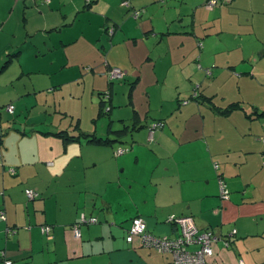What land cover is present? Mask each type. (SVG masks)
<instances>
[{
  "label": "crops",
  "instance_id": "crops-1",
  "mask_svg": "<svg viewBox=\"0 0 264 264\" xmlns=\"http://www.w3.org/2000/svg\"><path fill=\"white\" fill-rule=\"evenodd\" d=\"M205 2L132 0L125 7L121 0L90 5L86 0H0V66L20 50L9 67L19 64L22 70L14 69L9 79L31 78L39 64L49 67L43 89L11 90L12 115L31 106L48 112L54 92L47 86L57 79L60 93L63 86L69 88L70 99H64L70 107L63 112L72 123L64 129L76 132L72 126L78 118L82 131L106 135L110 120L130 123L135 112L143 124L132 152L123 157L115 155L119 142L65 145L43 133L60 129L28 127L43 123L37 117L27 119V126L15 121L7 129L0 120L4 257L16 264H172L171 253L126 237L138 215L152 234L176 237L180 229L167 219L177 214L193 216L200 230L212 229L222 238L210 264H264V114L257 113L264 111V0L218 2L213 10ZM133 9L145 11L136 19ZM58 65L57 77L53 68ZM109 66L122 68L125 77L110 80ZM106 89L113 108L102 119L97 115ZM251 89L258 90L261 103L250 112L216 110L248 101L241 93ZM5 105L0 103V114ZM154 120L165 125L149 140ZM85 151L92 153L93 166L114 152L123 157L120 166L135 158L140 170L128 174L126 183L112 176L103 180L86 165ZM220 178L228 197L221 196ZM91 181L106 184L114 196L107 197ZM28 188L37 192L34 199L29 200ZM81 213L98 221L82 222ZM44 225L51 226L50 236Z\"/></svg>",
  "mask_w": 264,
  "mask_h": 264
},
{
  "label": "rangeland",
  "instance_id": "rangeland-1",
  "mask_svg": "<svg viewBox=\"0 0 264 264\" xmlns=\"http://www.w3.org/2000/svg\"><path fill=\"white\" fill-rule=\"evenodd\" d=\"M220 6V5H218ZM217 6L214 7V9L216 8ZM205 8L207 9L206 5H205ZM213 10V9H212ZM110 37V36H109ZM61 53H57L55 54L54 56H58L60 55ZM62 55V54H61ZM1 67V66H0ZM35 69L37 70H34L32 71V77L33 78H37L39 77L41 80L40 81H35L32 77H26L25 79H22V78H17L14 77L12 79H9L8 77V74L10 72H12L14 69L16 70H19L21 71L22 68L21 66H19V64H15L13 66H10L4 73H2L0 75V102L1 104H6L10 101V100H14L16 102V99L12 98L10 99L12 93H11V90H13V88L15 86L21 88L23 90V87L24 86H29L28 88L29 89H33L34 87H36L37 90H41L45 87V76L44 75V71L48 70L49 67L48 66H44L43 64H39L38 66H34ZM54 69H58L57 72H55L54 75H57V77L59 76V74H61V65H58L56 67L53 68ZM16 73V72H15ZM14 73V74H15ZM27 78L29 79L28 82H27ZM59 79H64V77H59ZM12 81V82H11ZM258 81V80H257ZM252 85V84H251ZM255 88L258 87V84L257 82H255ZM47 87H51V91H53L54 93L50 96L49 98V101H50V106H49V110L48 112L45 113V111L43 113H40V111H38V108H34V107H29L28 110H23L18 112L16 115H12L10 114L7 110H6V107L4 106L2 109L4 111H2V114H0V120L4 121L5 122V129H7L8 127L10 126H14L15 125V121L17 122V125L18 126H27V119L28 120H32V119H35L36 117L42 121L43 123H37V122H32L30 125H28V127H32V126H37V127H42V125L46 124L47 127H45L46 129H48V127H51L52 129L54 130H57V129H61L64 127H70L71 123H72V116L71 115H66L65 112H63L64 110L63 109H66L67 107H70L69 104L67 103V100L64 99V97L70 99V96H69V92H66L69 90V88H64L63 86V90L61 91V93L59 92L60 88H62V85H58L57 84V79L55 80V82H53L52 84H50V86H47ZM250 88V86H248ZM46 90H48V88H46ZM57 90V91H56ZM108 90V89H106ZM46 92V91H45ZM45 95H48V93H45ZM55 92H58L59 94L55 95ZM6 94V96H5ZM241 95H246L247 97L249 96L250 99L248 101H245V102H242V106L241 108H239L238 110H236L235 112H238V113H241L243 115H245V109L247 111H251L252 110V107H253V104L254 103H261V101L259 100L261 98L259 92L257 89H251L247 92H245L244 94L241 93ZM14 96V94L12 95ZM248 97V98H249ZM76 99H79V96H76L75 99H72L73 100V103L75 105V103H79V101H77ZM125 103V102H124ZM9 104V103H8ZM125 105H127V103H125ZM20 107V105H19ZM48 107V106H47ZM34 109V111H33ZM56 109H59V110H56ZM119 110H125L127 109V106H124V107H119L118 108ZM32 111V113H31ZM59 111V112H57ZM85 114V113H84ZM42 115V117L40 118L39 116ZM102 119H108V115H105V116H102L101 117ZM19 119V120H18ZM117 120L119 119L118 117L116 118ZM78 121V118L75 119L74 121V124ZM118 122V121H117ZM115 123V128H117L119 126L118 123ZM92 126H94V123H90ZM74 126V125H73ZM73 126H72V129H73ZM30 129V128H29ZM138 136H139V131L138 130H134L131 133L125 135L123 137V140L122 142L120 143H115V147L116 149L119 148L120 146H123V147H128L129 148V151L127 153H125L123 155V157L129 155L132 150H131V144L134 143V142H137L138 140ZM119 146V147H118ZM85 154L87 156V152L85 151ZM89 154L92 155L91 152L88 153V156L85 157V161H86V165H90V170L95 174V175H99V177H103L102 179L104 180L105 178H108V177H116L115 180H121L123 181V183H126V180L127 179V176L128 174H131V175H134V174H137L140 170L139 167H136L135 163H134V159L133 160H130L127 164H125V166H120L119 165V159H122L123 157H116L114 155V152L112 153V158L109 160L108 158L102 160V161H98L97 165L96 166H93V162H92V158L89 157ZM87 167V166H86ZM66 178V177H65ZM66 180V179H64ZM106 180V179H105ZM92 184H94L96 187H98L99 189L101 188H104V193L105 195L108 197L109 195H112L113 193L115 194L114 191L110 192L108 191L107 192V188L105 189V185L106 184H100V182H94V181H91ZM116 183V181H115ZM118 186V184H116ZM108 187V185H107ZM114 196V195H112ZM100 200V199H99ZM82 219V213L80 215V221Z\"/></svg>",
  "mask_w": 264,
  "mask_h": 264
},
{
  "label": "built area",
  "instance_id": "built-area-1",
  "mask_svg": "<svg viewBox=\"0 0 264 264\" xmlns=\"http://www.w3.org/2000/svg\"><path fill=\"white\" fill-rule=\"evenodd\" d=\"M49 1V0H45ZM89 1V0H88ZM132 0H121V5L125 7L131 6ZM232 0H206L205 5L209 9H213L218 2H230ZM145 10L133 9L132 16L138 18ZM110 32H114V27H110ZM125 71L119 67H115L109 70L110 79L122 78L125 75ZM9 110L13 111L14 106L9 105ZM155 127V125H154ZM153 136V131L150 132V138ZM128 149L118 148L115 151V155L119 156L126 153ZM222 194L224 197H228L229 191L225 185L221 184ZM26 193L30 199L36 196V191L33 189H27ZM0 218L6 219V213L4 210H0ZM82 222H97L96 217L86 218L82 217ZM169 221L177 225L180 229V234L176 237L169 235H154L148 231L147 223L143 217H135L132 222V226L129 230L127 240L134 242L138 240L140 245L147 247H154L160 252H169L173 256L172 264H209L208 258L214 254L213 245L220 239L210 229L200 230L192 216H176L171 215ZM42 231L50 236L51 226H42ZM236 233V230H233ZM76 235H80V230L76 226ZM226 246L229 245V238L223 239ZM5 256V251L0 252V256ZM3 264H16L14 260L4 257Z\"/></svg>",
  "mask_w": 264,
  "mask_h": 264
},
{
  "label": "trees",
  "instance_id": "trees-1",
  "mask_svg": "<svg viewBox=\"0 0 264 264\" xmlns=\"http://www.w3.org/2000/svg\"><path fill=\"white\" fill-rule=\"evenodd\" d=\"M43 1H45V0H43ZM50 1V0H49ZM49 1H45V2H49ZM87 1V3H88V5H90L91 4V2L93 1V0H86ZM231 2V1H230ZM221 3H229V2H221ZM205 5V4H204ZM217 5V4H216ZM215 5V6H216ZM214 6V7H215ZM209 9V8H208ZM214 9V8H213ZM144 13V12H143ZM142 13V14H143ZM142 14L140 15V16H142ZM139 16V17H140ZM138 17V18H139ZM137 19V18H136ZM115 29V28H114ZM108 31L110 32V27H108ZM201 45H202V43H201ZM20 53V50L18 49L16 52H13V53H10L9 55H8V58H7V60L4 62V64H3V66L2 67H0V72L1 71H4V70H7V68L9 67V64L12 62V59H13V57H15V56H17L18 54ZM113 68H115V66H109V68L107 69V73H108V77H109V70H111V69H113ZM120 68V67H119ZM122 69V68H121ZM123 70V69H122ZM206 71H207V73L208 74H211L212 73V68H207L206 69ZM125 77V75L122 77V78H118V79H110V77H109V79L110 80H122L123 78ZM100 95H101V101H100V110H99V112H98V115H97V117H102V116H105V115H108V116H110V112H111V110H112V96H111V93H110V91L109 90H106V91H104V92H102V93H100ZM196 98V97H195ZM211 101V100H210ZM9 105H13L14 106V109H13V111H10L9 110ZM5 107H6V110L9 112V113H11V114H14V112H15V105L13 104V103H9V104H7V105H5ZM217 109V111L219 112V113H221V114H223V115H228L229 113H231L232 111H235L236 109H239V108H241V105L239 104V103H232V104H229L228 106H226V107H224V108H218V107H216ZM258 113V115H263L264 114V111L263 112H257ZM140 120H139V114L138 113H134V115L132 116V121L130 122V123H128V122H126V120H124V119H121L120 121H118L120 124H119V126L117 127V128H115V121L114 120H110V122H109V124H108V128H107V130H108V134H106V135H98V134H96V133H88V132H84V131H82L81 130V128H80V124H79V121H77L75 124H74V126H73V129L76 131V132H70L68 129H60V130H57V131H49V132H43V133H47V134H49V133H52V135H54L55 137H57V138H59L65 145H68L69 143H73V142H87V143H95V144H110V143H114V142H122V140H123V137L125 136V135H127V134H129V133H131L132 134V132L134 131V130H138V129H140V128H142L143 127V124H141L140 122H139ZM154 125H155V127H154ZM164 125H165V122H164V120H154V121H152L151 122V124L149 125V127H148V129H149V140H153V136H152V138H150V132L151 131H153V134H154V131L156 130V129H161V128H163L164 127ZM119 148H126V149H128V151H129V148L128 147H123V146H120ZM118 149V148H117ZM116 149V150H117ZM115 150V151H116ZM127 151V152H128ZM126 152V153H127ZM125 154V153H124ZM263 162H264V155H263ZM215 166H216V168L218 169L219 168V165L218 164H215ZM10 171L12 172V173H15V170L13 169V168H11L10 169ZM220 183L221 184H223V185H225V187H226V189H228L227 188V185L225 184V182L220 178ZM28 189H30V188H28ZM27 190V189H26ZM228 191H229V194L228 195H230V190L228 189ZM37 193V192H36ZM27 194V193H26ZM37 195V194H36ZM224 194H222V190H221V196L222 197H224L223 196ZM28 196V195H27ZM36 197V196H35ZM34 197V198H35ZM29 198V197H28ZM33 198V199H34ZM29 200H30V198H29ZM172 215H176V216H191V215H177V214H172ZM171 215H169L168 216V219H167V221L170 223V224H173V225H175L174 223H172V222H170L169 221V217H170ZM135 217H142V216H140V215H138V216H135ZM135 217H133L132 218V222H133V219L135 218ZM193 217V216H192ZM145 220V219H144ZM131 226H132V223H131ZM131 226H130V228H131ZM175 226H177V225H175ZM178 227V226H177ZM130 228L128 229V233H129V230H130ZM179 228V227H178ZM204 230V229H203ZM210 230H212V229H210ZM149 231V230H148ZM214 233H215V231L214 230H212ZM151 233V232H150ZM216 234V233H215ZM154 235H156V234H154ZM217 235V234H216ZM127 236H128V234H127ZM126 239H127V237H126ZM128 241V240H127ZM136 241V240H135ZM134 241V242H135ZM138 241V240H137ZM129 242V241H128ZM218 242V241H217ZM131 243V242H130ZM215 245V244H214ZM214 245H213V249H214ZM225 245V244H224ZM229 245H230V240H229ZM228 245V246H229ZM142 246H144V245H142ZM226 246V245H225ZM145 247H147V246H145ZM150 248H154V247H150ZM155 249V248H154ZM158 251V250H157ZM160 252V251H159ZM161 253H169V252H161ZM214 254H215V249H214ZM213 254V255H214ZM212 255V256H213ZM211 257V256H210ZM209 257V258H210ZM209 258H208V262H209ZM210 264V263H209Z\"/></svg>",
  "mask_w": 264,
  "mask_h": 264
}]
</instances>
